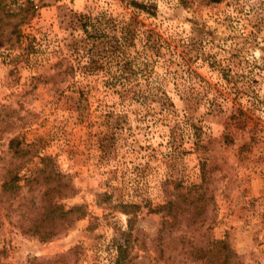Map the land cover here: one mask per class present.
Instances as JSON below:
<instances>
[{"label": "rangeland", "instance_id": "rangeland-1", "mask_svg": "<svg viewBox=\"0 0 264 264\" xmlns=\"http://www.w3.org/2000/svg\"><path fill=\"white\" fill-rule=\"evenodd\" d=\"M0 264H264V0H0Z\"/></svg>", "mask_w": 264, "mask_h": 264}, {"label": "trees", "instance_id": "trees-1", "mask_svg": "<svg viewBox=\"0 0 264 264\" xmlns=\"http://www.w3.org/2000/svg\"><path fill=\"white\" fill-rule=\"evenodd\" d=\"M237 110H238L239 113H238V112L235 113V114H234V118H242L241 115H245V113H246V112L244 111L243 107H241V106L238 107Z\"/></svg>", "mask_w": 264, "mask_h": 264}]
</instances>
